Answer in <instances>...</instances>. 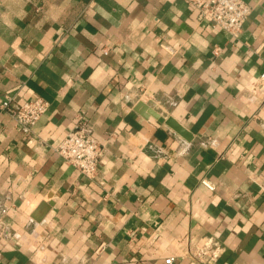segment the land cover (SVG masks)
<instances>
[{"label":"crops","instance_id":"1","mask_svg":"<svg viewBox=\"0 0 264 264\" xmlns=\"http://www.w3.org/2000/svg\"><path fill=\"white\" fill-rule=\"evenodd\" d=\"M243 1L232 37L186 0H0V104L49 103L27 135L0 107V264H264V0ZM81 123L94 178L54 151Z\"/></svg>","mask_w":264,"mask_h":264},{"label":"built area","instance_id":"2","mask_svg":"<svg viewBox=\"0 0 264 264\" xmlns=\"http://www.w3.org/2000/svg\"><path fill=\"white\" fill-rule=\"evenodd\" d=\"M187 5L196 11L200 22H209L232 37H237L243 25L252 12L251 6L243 0H186ZM256 86L264 89V70L259 74ZM1 109L14 121L15 126L24 134H31L33 127L48 111L49 103L40 97L31 98L23 102H13L10 98L1 101ZM54 151L60 159L77 170L86 178H94L98 172V165L103 155V148L87 124H78L68 132L56 145ZM201 184L209 191L214 186L208 180H201ZM8 207L0 204V222L6 215ZM221 252L215 243L206 242L189 249V255L198 261L211 263ZM172 258L165 260L171 264Z\"/></svg>","mask_w":264,"mask_h":264},{"label":"water","instance_id":"3","mask_svg":"<svg viewBox=\"0 0 264 264\" xmlns=\"http://www.w3.org/2000/svg\"><path fill=\"white\" fill-rule=\"evenodd\" d=\"M152 116H154L155 118H157V120L161 123L165 122L166 124H168L170 127H172L173 129H175L177 132H181L180 128L178 126H176L171 120H165L162 117H159L158 114H156V112L152 113Z\"/></svg>","mask_w":264,"mask_h":264}]
</instances>
